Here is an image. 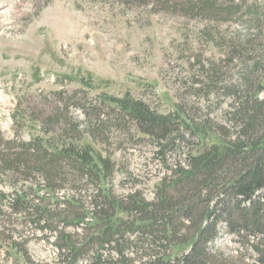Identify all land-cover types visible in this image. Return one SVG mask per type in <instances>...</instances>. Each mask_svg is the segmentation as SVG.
<instances>
[{"label": "trees", "instance_id": "obj_1", "mask_svg": "<svg viewBox=\"0 0 264 264\" xmlns=\"http://www.w3.org/2000/svg\"><path fill=\"white\" fill-rule=\"evenodd\" d=\"M128 2L213 23L227 22L240 8L235 0ZM78 83L82 88L16 97L12 136L0 133V183L9 190L0 189V219L9 211L20 224L48 233L56 264H264L260 83H252L231 107V130L220 126L212 132L218 143L187 153L183 163H165L152 200L140 190L113 194L109 182L117 164L103 147L106 130L135 131L165 154L174 150V136L189 123L179 112L158 113L129 92L90 95L91 79ZM84 186L94 192L90 221H85L86 211L75 210ZM63 190L69 191L64 206L54 214L49 205ZM59 222L83 224L92 233L71 235L51 227ZM222 234L238 247L225 251L217 246Z\"/></svg>", "mask_w": 264, "mask_h": 264}, {"label": "rangeland", "instance_id": "obj_2", "mask_svg": "<svg viewBox=\"0 0 264 264\" xmlns=\"http://www.w3.org/2000/svg\"><path fill=\"white\" fill-rule=\"evenodd\" d=\"M235 1L237 13L213 23L128 0H0V133L12 136L18 95L82 88L80 79H91L90 95L129 92L158 113L179 112L189 126L165 154L135 131L129 136L106 130L103 147L117 164L109 182L113 194L140 190L152 200L165 163H183L187 153L218 143L212 132L231 130L228 112L252 83L263 86L264 96V0ZM0 189L9 191L1 183ZM65 191L49 205L54 214L61 213ZM93 193L85 186L78 190L75 210L88 213L85 221ZM8 213L0 219V264H56L52 237ZM51 227L92 233L83 224ZM216 245L225 251L238 247L226 234Z\"/></svg>", "mask_w": 264, "mask_h": 264}, {"label": "bare ground", "instance_id": "obj_3", "mask_svg": "<svg viewBox=\"0 0 264 264\" xmlns=\"http://www.w3.org/2000/svg\"><path fill=\"white\" fill-rule=\"evenodd\" d=\"M170 15V14H169Z\"/></svg>", "mask_w": 264, "mask_h": 264}]
</instances>
